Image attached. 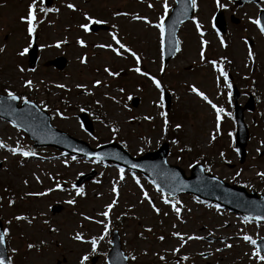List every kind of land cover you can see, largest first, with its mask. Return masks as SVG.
<instances>
[{
    "label": "rangeland",
    "instance_id": "rangeland-1",
    "mask_svg": "<svg viewBox=\"0 0 264 264\" xmlns=\"http://www.w3.org/2000/svg\"><path fill=\"white\" fill-rule=\"evenodd\" d=\"M162 2L163 0H53L51 5L46 6L58 8L59 12L44 16L43 23L37 26L36 35L40 47L38 65L34 68V72L26 71L23 74L25 79H32L36 86L33 90H29L22 86L21 74L16 72L15 65L19 63L29 69L27 55L18 57L16 52L26 45V25L21 23L18 17L26 14L30 0H0V45L6 46L5 53L0 54V88L2 87L3 90L8 87L20 95H26L42 108H44L41 104L43 101L48 105L46 110L51 115L55 127L87 141L93 147L115 141L121 143L131 155L140 156L168 142L170 144L168 161L180 165L187 175L190 174L194 163L202 162L209 173L224 181L240 182L248 191L264 193V180L256 175L258 171H264V146L261 144L264 141V36H261L248 20V17L258 15L260 8H264V3L237 6L234 0H221V3L227 5L224 11L228 31L224 37L220 33L228 45L227 48L220 46V38L216 35L218 30L213 28V18L219 9L215 0H198V9L194 13L205 33L203 39L209 41L207 46L209 59L227 57L231 61L225 63L224 68L229 76L233 77V80L229 77L230 83H235L238 87L239 103L245 104L250 94L255 97V109L244 111V120L250 129V139L247 144L246 159L241 163L234 146L236 124L232 88L228 89L223 83V78L218 77L210 65L199 60L201 37L192 21L188 20L182 24L178 32L181 51L165 63L166 73L162 75L158 71L160 65L158 30L142 22L132 21L130 17L112 15L114 11L119 10L146 15L155 22L162 13ZM168 2L171 9L175 5V0ZM66 3L75 4L79 11L68 10L64 7ZM148 3H152L154 7L149 9ZM83 12L106 20L105 24L109 28L84 33L77 27L79 23L85 22ZM231 14L239 17L240 23H232ZM112 24L118 26L116 31L119 36L143 55V67L157 78H162V83L171 94V106L169 110L166 108L164 110L169 114L170 125L179 122L183 125L181 130L176 131L170 127L167 134L161 132L163 118L158 115L161 110L153 106V101L158 99L159 92L146 78L128 71L135 66L131 56L125 54L126 58L116 57L107 49L93 47L95 44L113 43L110 37L113 31ZM77 37L85 39L88 47L80 48L75 43ZM248 37L254 40L252 47L256 53L254 63L246 58V46L243 41ZM64 38L68 39V44L60 48H41V45H54L57 40ZM58 55L68 59V65L64 70L60 71L44 65L45 61ZM81 55H87V65L79 63L78 57ZM105 66L114 71L122 70L121 76L108 77L103 72ZM95 79H101L109 86L91 88ZM58 83L65 84L68 90L56 88L55 85ZM76 83L87 84L94 94H85L83 89L75 87ZM188 84L197 86L214 103L223 107L226 113H231L230 116H222L220 134L210 144L206 138L215 127L213 110L188 90ZM120 87L125 89L124 93L117 91ZM137 88L141 90L136 91ZM229 91L231 98L228 95ZM0 93L4 92L0 90ZM129 94L132 97H140L137 106H133L127 99ZM109 96L116 97L120 103L108 99ZM97 100L100 104L96 103ZM124 104H128L130 110L125 109ZM81 108L85 109L83 112L89 113L93 119L95 126L93 135L84 128L78 117L82 112ZM54 109H59L67 119L55 116ZM145 115H151L153 119L146 121L143 119ZM133 116L138 119H130ZM112 128H117L119 131L114 133L111 131ZM229 133L232 135L229 136ZM173 139H179L180 144H173L171 142ZM0 140L9 146H15L16 141L19 140L26 150L31 149L36 152L35 156L25 158L19 155L13 156L5 149H0V205H2L0 219L4 228L10 229L6 246L10 257L13 258V264H77L83 250L90 246L72 240L71 236L76 231H82L86 238H90L99 235L103 230L100 224L84 220L81 214L90 216L93 220L103 219L98 213L111 202L113 198L110 191L111 183L118 179V169L124 167L102 160L92 163L90 161L96 160L95 158L80 156H75L76 160L73 161L71 157L74 155H63L64 151L53 147H36L25 131L21 129L18 131L11 122L2 118H0ZM185 145L192 150L181 153L179 148ZM258 147L263 151L262 154H257ZM220 152L225 153L224 158L220 157ZM65 159L69 161L68 167L62 163ZM124 169L125 181L118 186L119 201L110 212L109 233L98 246L99 254L91 256L89 264H109L107 255L104 254H108L111 247L109 241L113 228L119 230L124 252L127 255L129 253L137 255L135 264H162L153 253L165 255L168 264H174L175 258L170 249L177 246L178 241L169 235L173 230L205 236L204 241H190L182 249L180 255L187 254L190 257L183 264H260L245 255L252 251V245L237 237L242 235L240 229H244L253 239L264 238V224L257 227L254 220L252 223L244 224L242 220L245 215L223 207L217 212L216 204L210 201L202 200L192 194H180L176 198L185 205V209L182 210L185 223L182 224L176 219L170 206L163 203L161 194L156 191V185L141 173ZM237 171H241L239 177L235 176ZM33 173L40 177L42 183L36 182ZM79 173H95L91 180L82 184L86 193L83 197L77 196L71 187L81 176ZM133 174L140 179L145 190L161 208L160 216L152 213L147 203H138L142 196L139 187L132 179ZM24 180L28 181L27 185L23 183ZM56 181L62 182L64 191L56 190L43 197L25 195L26 192H40L54 187ZM9 198L15 200L11 207L7 205ZM70 198L76 200L75 205L64 202ZM207 205L213 207L209 208ZM53 206H59L60 209L54 211ZM129 206H133L131 211ZM186 209H192L191 213ZM163 212H168V215L164 216ZM16 215H26L29 218L36 216V220L32 225H28L27 221L15 220L11 225L6 223ZM118 216L120 219H117ZM134 216L138 218L134 219ZM43 219H48L49 223L59 231L51 233L48 227L42 224ZM173 224L177 225L176 229L172 228ZM147 227L153 229L152 233L144 231ZM210 231L214 236L207 235ZM141 232L143 237L139 235ZM159 235H164L165 241H159L157 239ZM230 237L232 239H229ZM220 238L226 243L233 244V248L216 253L215 248L223 249ZM41 239L47 242L46 246H42L41 251L26 249L27 242L38 245ZM208 241L211 243L209 244ZM13 247L19 250L17 254L11 252ZM145 251L147 255L142 254ZM209 251H212L213 255L207 259L198 255L200 252ZM94 257L97 259L93 260ZM129 263L132 264L130 261Z\"/></svg>",
    "mask_w": 264,
    "mask_h": 264
},
{
    "label": "snow or ice",
    "instance_id": "snow-or-ice-1",
    "mask_svg": "<svg viewBox=\"0 0 264 264\" xmlns=\"http://www.w3.org/2000/svg\"><path fill=\"white\" fill-rule=\"evenodd\" d=\"M179 2L182 4V7L179 10L180 15L187 17V13H188L189 8H191L192 10L198 9V0H189L188 3H184V0H179ZM215 3H216V6L220 9H226L227 8V5L224 3H221V0H215ZM261 3H264V0H261ZM64 7H66L68 10H70L72 12L79 11L77 6L73 3H66L64 5ZM147 7L149 9H152L154 7V5L152 3H148ZM161 8H162V13L156 18L155 22L153 20L149 19V17L146 15L137 14V13H129V12L119 11V10L114 11L112 13V15L114 17H121V16L130 17V19L132 21L142 22L144 25L151 27V28H155L158 30V53H159V60H160V65H159L158 71L160 74L163 75L166 73V65H165L166 49L169 46H171L172 48H174L175 53H179L181 51V41L179 39H175L174 43H173L172 41H170L168 39V36H167L166 18L170 14V6H169L168 0H163V2L161 4ZM58 12H59L58 8L46 6V0H30V3L27 6L26 14L18 17V20L21 23L26 25V28H25L26 45L20 47L19 50L16 52V55L18 57H25L29 53V50L32 48L33 43L36 39L37 26L39 24L43 23L42 18L44 16H47L50 13H58ZM260 13H261L260 15H256L255 17H251V16L248 17V20L252 25L255 26V28L258 30L259 34L261 36H264V9H260ZM82 16H83V20L85 22L79 23L77 25V27L79 29H81L84 33H90L92 25H100V24L107 23L106 20L96 18L87 12H83ZM191 21L195 25L196 31L199 33V36L201 37L200 42H199L200 43L199 60L203 63L210 65L211 68L218 74V77L223 78L224 85L228 89H231L232 84L229 81V74L224 68L225 63H231V61H229L227 57H220L219 59H209V57L207 55V46L209 44V41L206 39H203L205 33L202 30V25L198 21L196 16H192ZM174 23H175V21H174ZM117 27L118 26L116 24L111 25V28L113 29V31L110 33V37H111V40L113 43H107V44L100 43V44L93 45V47L100 48V49H107L112 54H114L116 57L126 58L125 54H127V56H131L133 58V60L135 61V66L130 68L128 71L134 72V73L138 74L139 76L146 78L148 81L151 82V84L159 92V97L157 100L153 101V106L161 110L158 113V115L161 118H163L161 132L163 134H167L170 127H172L176 131L181 130L183 128V125L179 122L174 123V125H170L169 114L167 111L164 110L166 108L165 101L167 99V89L164 86V84L162 83V78H157L156 75L152 74L147 68L143 67V61H144L143 55L138 50L134 49L129 43H127L124 39H122L119 36L118 31H116ZM213 28H215V25H213ZM216 35L220 38L219 39L220 46L227 48L228 45L225 42L224 38L221 36L219 31L216 32ZM172 36L175 37V32L172 33ZM75 43L80 48H87L88 47L87 41L81 37H77L75 40ZM243 43L246 46V58H247V60L249 62L254 63L255 58H256V53L253 51V48L251 46H249V40L247 38H245ZM65 44H68L67 38L57 40L54 45H41V48H44V47L60 48L62 45H65ZM5 51H6V46L0 45V54L5 53ZM78 60H79V63L81 65H87V63H88L87 55L79 56ZM153 63H155V61H153ZM247 66L248 65L246 64L245 67H247ZM15 70L17 73L21 74L20 79L22 82V86L24 88H27L29 90H33L36 87L34 85L32 79H30V78L25 79L23 76V74L26 71L34 72L35 69H26L24 66L17 63L15 65ZM103 72L108 77H114L115 78V77L121 76L122 70L121 71H114V70L110 69L109 67L105 66V67H103ZM245 78L247 79V77H245ZM40 83H43V81H40ZM108 86H109L108 83L101 80V79H95L91 84V88H97V87H105L106 88ZM55 87L58 89H62V90H68L67 86L63 83H58L55 85ZM75 87L77 89H83L85 91V94H87V95H93L94 94L91 90H89V87L87 84L76 83ZM187 87H188V90L192 94H194L201 101H203L207 105H209L210 108L213 110L215 127H214L213 131H211L207 134V138H206L207 142L210 144V143L214 142L217 139V136L220 134V122H221L222 116L223 115H229L230 116L231 113H226L225 109L223 107H220L216 103H214L209 98V96L204 91L200 90L197 86H195L193 84H188ZM140 90H141L140 88L136 89V91H140ZM117 91L119 93H124L125 89L123 87H120L117 89ZM3 92L6 93L7 100H11V101L20 100L25 105H30L32 108H37V106L26 95H20L16 92L10 90L8 87H5L3 89ZM228 95L231 98V92L230 91H229ZM105 96H107V93H105ZM108 99L113 100L117 104L120 103V101L117 100L116 97H114V96H109ZM127 99L129 101H131L133 99L131 94H129L127 96ZM177 99H179V98L177 97ZM64 102L67 103V101H64ZM96 103L100 104V101L97 100ZM229 103H231V99H229ZM41 104H43V107L45 109L48 108V105L46 103H44L43 101H41ZM2 106H5V104H4V101L2 99H0V107H2ZM7 107H8L10 112L16 111L10 105H7ZM123 107L125 109H129L128 104H124ZM37 110H39V109H37ZM80 111L83 112V111H85V109L81 108ZM53 112H54L55 116H59L63 119H67V117L64 116V114L59 109H54ZM130 119L134 120V119H138V117L133 116ZM143 119L146 121H151L153 119V117L151 115H145V116H143ZM12 126L14 128H17L18 131L20 130V126L15 121L12 122ZM111 131L115 133V132H118L119 129L112 128ZM231 135H232V133H229V136H231ZM93 139H95V137H93ZM171 142L173 144H177V145L180 144L179 139H173ZM261 144H262V146H264V141H262ZM0 149H5L9 153H11L13 156L19 155L21 157L27 158V157H31V156L36 155V152L32 151L31 149L26 150L25 146L22 145L19 140L16 141L15 146H9L3 140H0ZM191 150L192 149L187 147L186 145L181 146L179 148V151L181 153H183L185 151H191ZM73 151H77V149L73 148ZM78 151L83 152L84 150L79 149ZM141 151H143V149H141ZM236 152H237V155L240 154L238 149H236ZM256 152H257V154H261V148L258 147L256 149ZM63 155H66V154H63ZM84 155L85 156L95 155L96 160L90 161L92 163L99 162L104 158L100 154H90L87 152H84ZM105 155H108V154H105ZM219 155L221 158H224L225 153L220 152ZM71 159L73 161H75L76 157L72 156ZM116 159H121V157L117 156ZM177 159H179V157H177ZM62 163L64 164L65 167L69 166V161L67 159L63 160ZM125 163H127V161H125ZM189 166H191V165H189ZM130 167L132 169H136L139 167V165L132 163L130 165ZM208 170H210V167L208 168ZM79 175L82 176L83 173H79ZM240 175H241V171H237L235 173L236 177H239ZM256 175L258 177H260L261 180H264V171H258L256 173ZM33 177L37 183H42L40 177L37 176L35 173H33ZM49 178L51 179L52 177L50 176ZM132 179L134 180L135 184L139 187L140 194L142 196V199H139L138 203L139 204L147 203L151 212L154 213L156 216H160L161 215V208L157 206V204L154 202L153 198L145 190L143 184H141L140 179L135 174L132 175ZM213 179H215V177H213ZM124 181H125V169L119 168L118 169V179L112 181V183H111L110 191L113 194V198L111 199V202L107 203L104 206V210L101 211L100 213H98V215L103 217V219L93 220L92 217L84 216L83 214H81L84 220H89V221H92L96 224H100L102 226L103 230L99 235H94V236H91L90 238H86L85 235L82 233V231H76L71 236L72 240L79 242L81 244H86V245L90 246V248L83 250L82 254L78 258L77 264H89L90 257L93 255L99 254L98 253V246L100 245L101 241L105 240V238L108 235L109 230H110V228H109L110 212L118 204V201H119L120 189L118 186L120 185L121 182H124ZM23 183L25 185H27L28 181L24 180ZM97 183H99V181H97ZM71 187H72V189H74L75 194L77 196H80V197L85 196L86 193H85L83 185L77 186L75 183H73L71 185ZM181 187H186V185H183L182 182H180L179 185L176 187H173L170 192L164 193L163 190L160 188V186L156 185V191L161 194L160 198L162 199L163 203L165 205L170 206L172 212L175 214L176 219L178 221H180V223L183 224V223H185V220L182 217V210L185 209V205L181 202V200L177 199L174 195V193L176 191L181 190ZM56 190L64 191V188L62 187V182L56 181L54 184V187H49L46 190L40 191V192H26L25 195L26 196H41V197H43V196H47L49 193L56 191ZM97 195H99V193ZM64 202L67 203L68 205H75L76 204V200L73 198L67 199ZM198 202H200V201H198ZM14 203H15V200H13L11 198L7 199V205L9 207L13 206ZM200 203H202V202H200ZM0 207H2V205H0ZM132 207L133 206H129V211L132 210ZM207 207L211 208L213 206L207 205ZM215 208H216L217 212L220 211L219 205H215ZM186 211L188 213H191L192 209H186ZM122 215H124V214L122 213ZM163 215L167 216L168 212H163ZM41 216H43V213H41ZM133 218L137 219L138 217L134 216ZM117 219H120V217L118 216ZM13 220H15L17 222L27 221L28 225H32L33 222L36 220V216H32L31 218H29L26 215H16L12 219L6 221V223L11 225ZM253 220L256 222V226L259 227L261 224H264V215H256L255 217L245 216L242 220V223H244V224L252 223ZM42 224L47 226L48 230L51 233H56L59 231L58 228L53 227L49 223L48 219H43ZM81 227H83V226L81 225ZM176 227H177L176 224L172 225L173 229H176ZM144 231L152 233L153 229L151 227H147L144 229ZM240 232L242 233V235H240L237 238L242 239L244 242L252 245V251L250 253H245V255L248 256V258L250 260L254 259V260L260 262V264H264V243L258 244L257 239H253V237L251 235L247 234L244 231V229H240ZM139 235L141 237H143V232L139 233ZM169 235L171 237L177 239V241H178V245L175 247H172L170 249L172 256L175 258L174 264H183V262L188 261L190 259L189 255H187V254L180 255L182 249L185 248V246L188 244V242H190V241H204L205 240V236L198 235V234H188L187 232L182 233V232L176 231V230L171 231L169 233ZM207 235L209 237H212V236H214V233L210 231V232H208ZM9 236H10V229L9 228H4L3 231H0V264H13V258L7 255V249L5 248L6 238ZM157 239L159 241L163 242V241H165V236L159 235L157 237ZM229 239H232V238L230 237ZM109 243H111V241H109ZM208 243L210 244L211 241H208ZM220 243L223 244V249L219 248V247L215 248L214 251L216 253H220L224 249H232L233 248V244L226 243L223 238H220ZM46 244H47V242L45 240L41 239L39 241L38 245L34 244L32 242H27L25 247L29 251L35 249L36 251L39 252V251H41L42 246H46ZM18 251L19 250L15 247H13L11 249V252L13 254H17ZM142 254L147 255L148 253H147V251H145ZM104 255L106 256L107 254L105 253ZM153 255H155L157 257V259L160 262H162V264H168L167 257L165 255H162L160 253H153ZM198 255L203 259H207L208 257L213 255V252L212 251H209L207 253L200 252V253H198ZM118 257L120 259H123L124 261H130V262H132V264H135V261L137 260V255L135 253H129L128 255H124L123 253H119Z\"/></svg>",
    "mask_w": 264,
    "mask_h": 264
},
{
    "label": "water",
    "instance_id": "water-1",
    "mask_svg": "<svg viewBox=\"0 0 264 264\" xmlns=\"http://www.w3.org/2000/svg\"><path fill=\"white\" fill-rule=\"evenodd\" d=\"M244 1L245 0H241L240 2L243 3ZM176 2L177 5L174 6L172 13L166 20L167 36L168 39L173 43L175 39H178L177 34L181 24L190 19L194 13V10L189 8L187 17L180 15L179 10L182 7V4L179 2V0H176ZM188 2L189 0H184V3ZM216 24L223 32H226V21L222 11L218 12L216 16ZM106 28L108 27L105 25L91 26L92 31ZM173 32H175V37L172 36ZM250 43L252 44L251 40ZM175 54L174 48L169 46L165 53L166 62H168ZM37 60L38 45L35 42L33 47L29 50V66L31 68L34 67L37 63ZM67 61L68 60L66 57L58 56L55 59L46 62V65H53L62 70L66 67ZM238 98L239 91L237 87L234 86L235 115L238 127L235 145L239 150L241 162H244L247 155L246 147L250 138L249 128L244 121V111L246 109L254 110L255 102L254 97L250 95L247 103L242 106L238 103ZM0 99H2L5 104V106L0 107V117L12 122L15 121L20 127L28 132L29 136L33 140L36 141V145H53L60 149H65L70 153L83 155L84 152L90 154H100L104 157V160L113 161L115 163L125 165L128 168H131L130 165L135 163L139 165V167L135 170L146 174L165 192H170L173 187L178 186L179 183L182 182V184L186 185V187H181V190L176 191L174 193L175 196L182 192L193 193L203 199L217 202L234 211L244 213L251 217H255L256 215H264V194H258L256 191L249 192L244 186L225 182L221 178L207 173L205 171L204 165L201 163L193 165L191 169V175L187 176L185 171L179 165H173L168 162L167 156L169 153V143H164L158 150L147 152L140 157H132L122 145L116 142L107 143L101 145L98 148H92L86 141L75 138L65 131L54 127L51 123L50 115L45 110L41 109L36 103L33 102L37 108H32L30 105H25L23 102L20 104V100H7L6 95L0 94ZM139 100V97L133 98V105L137 106L139 104ZM166 103L167 107L169 108L170 94L168 92ZM7 105H10L16 111L10 112ZM80 118L82 119L85 128L92 134L94 132V125L89 115L87 113H82L80 114ZM73 148L77 149V151H73ZM79 149H83L84 151H78ZM117 156L121 157V159H116ZM90 157L96 156L91 155ZM125 161H127V163H125ZM93 175L94 173L84 175L77 182V185L84 182L85 180L91 179ZM213 177H215V179H213ZM59 208L60 207H54V210H59ZM0 231H3L1 219ZM257 241L258 244L264 243V239H259ZM119 253L124 254L121 248V241L118 231L115 230L113 232V247L108 255V259L111 264H128V261H124L118 257Z\"/></svg>",
    "mask_w": 264,
    "mask_h": 264
},
{
    "label": "flooded vegetation",
    "instance_id": "flooded-vegetation-1",
    "mask_svg": "<svg viewBox=\"0 0 264 264\" xmlns=\"http://www.w3.org/2000/svg\"><path fill=\"white\" fill-rule=\"evenodd\" d=\"M236 0H234V3H235ZM233 15V14H232Z\"/></svg>",
    "mask_w": 264,
    "mask_h": 264
}]
</instances>
